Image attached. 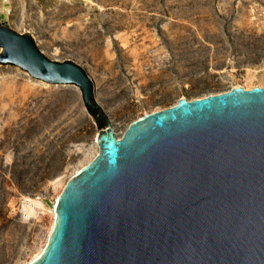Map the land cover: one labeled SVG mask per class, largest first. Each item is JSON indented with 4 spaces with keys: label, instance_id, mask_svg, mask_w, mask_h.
<instances>
[{
    "label": "rangeland",
    "instance_id": "1",
    "mask_svg": "<svg viewBox=\"0 0 264 264\" xmlns=\"http://www.w3.org/2000/svg\"><path fill=\"white\" fill-rule=\"evenodd\" d=\"M5 1L10 29L87 72L118 138L181 97L264 87V0ZM94 112L78 86L0 63V264H28L44 247L52 214L26 210L52 203L97 156L107 120Z\"/></svg>",
    "mask_w": 264,
    "mask_h": 264
},
{
    "label": "water",
    "instance_id": "2",
    "mask_svg": "<svg viewBox=\"0 0 264 264\" xmlns=\"http://www.w3.org/2000/svg\"><path fill=\"white\" fill-rule=\"evenodd\" d=\"M0 47V63L78 86L107 120L29 264H264V87L181 97L118 138L81 66L49 59L6 20Z\"/></svg>",
    "mask_w": 264,
    "mask_h": 264
},
{
    "label": "bare ground",
    "instance_id": "3",
    "mask_svg": "<svg viewBox=\"0 0 264 264\" xmlns=\"http://www.w3.org/2000/svg\"><path fill=\"white\" fill-rule=\"evenodd\" d=\"M7 2L5 0H0V25L4 24L5 20H6V13H7ZM234 87H244L245 89H252V88H249V87H245V86H242V85H237V86H234ZM255 87V86H254ZM80 171V169L77 171V173ZM61 194V193H60ZM59 194V195H60ZM58 195V197H59ZM58 197L51 203L49 204L46 199H42V198H38V199H33V200H30L32 201V203L30 204V207L28 210V213H31V212H34L35 211V208L38 207L39 209L41 210H46L47 207H48V210L51 212L52 214V223H51V226L49 228V234H48V237L53 229V226H54V220H55V215H56V205H57V200H58ZM45 202L48 203V205L45 204ZM47 206V207H46ZM48 237H47V240H46V243L44 245V247L42 248V250L37 254L36 258L37 259L40 254L42 253V251L44 250L46 244H47V241H48ZM34 259V260H35ZM32 262V261H31ZM29 264V263H28Z\"/></svg>",
    "mask_w": 264,
    "mask_h": 264
},
{
    "label": "trees",
    "instance_id": "4",
    "mask_svg": "<svg viewBox=\"0 0 264 264\" xmlns=\"http://www.w3.org/2000/svg\"><path fill=\"white\" fill-rule=\"evenodd\" d=\"M96 112H94L93 114H95ZM98 121H99V124L100 126L103 128L106 126V123L103 121V118L102 117H99L98 118Z\"/></svg>",
    "mask_w": 264,
    "mask_h": 264
}]
</instances>
